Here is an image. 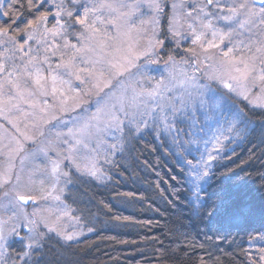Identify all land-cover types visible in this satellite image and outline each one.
<instances>
[{
  "label": "snow or ice",
  "instance_id": "obj_1",
  "mask_svg": "<svg viewBox=\"0 0 264 264\" xmlns=\"http://www.w3.org/2000/svg\"><path fill=\"white\" fill-rule=\"evenodd\" d=\"M5 3L0 119L15 131L0 124V264H57L45 245L55 237L56 245L71 246L85 234L65 224L80 222L62 199L73 183L71 168L102 181L100 159L114 164L136 138L167 141L176 163L195 173L197 202L214 162L219 169L237 146L264 144V0ZM168 42L182 50L179 60ZM162 59V71L152 67ZM193 152L195 164L188 159ZM226 173L229 180L239 175ZM259 179L258 205L228 192L209 206V217L237 227L258 219L264 228V172ZM49 199L58 212L28 211ZM258 252L247 264H264V247Z\"/></svg>",
  "mask_w": 264,
  "mask_h": 264
},
{
  "label": "trees",
  "instance_id": "obj_2",
  "mask_svg": "<svg viewBox=\"0 0 264 264\" xmlns=\"http://www.w3.org/2000/svg\"><path fill=\"white\" fill-rule=\"evenodd\" d=\"M112 159L100 182L71 172L63 200L93 231L71 246L52 239L45 245L47 257L57 264H247L250 242L264 233L259 220L237 227L209 217L207 209L228 192L259 204L264 144L237 146L218 162L224 167L215 163L199 202L174 153L152 135L128 142ZM226 168L239 175L227 179Z\"/></svg>",
  "mask_w": 264,
  "mask_h": 264
},
{
  "label": "rangeland",
  "instance_id": "obj_3",
  "mask_svg": "<svg viewBox=\"0 0 264 264\" xmlns=\"http://www.w3.org/2000/svg\"><path fill=\"white\" fill-rule=\"evenodd\" d=\"M144 12H146V13L148 12V9L146 7L144 8ZM162 22L163 23H166V21H162ZM219 23L221 25H223V21H220ZM168 43H169V45H171L170 48H172L175 52L179 53V55H177V59L179 60L180 59V56L184 55L183 52H182V50L181 49H175L174 44H171V42H168ZM160 55L163 57V59H166L167 58V55H168V49L166 48V49L162 50L161 53H160ZM163 59L161 60V63H160L159 66L153 65L152 67L153 68L159 67V69L162 71L163 68H164ZM161 71H156V72H153L152 74L155 75L157 79H159V77L161 75ZM0 124L4 125V128L7 129L9 132H14L15 131L14 129H12V126L10 124H8V122L6 120L0 119ZM21 127H23V123L22 122H21ZM0 135H5V133H4V131L2 129H0ZM157 141L159 143H161V144H165V145L167 144V141H162V140H157ZM108 143H111V140H109ZM107 146L108 145L106 143L103 147L105 149H107ZM171 151L174 153V150H171ZM3 159H4V157L0 156V161H2ZM188 159L192 160L193 164H195L197 162V160L199 159V153L198 152H193V154L191 156H189ZM16 163H17V168H18L19 167V162L17 161ZM214 164H215V162H214ZM100 165L104 169L108 164L107 165L104 164L103 159L101 158L100 159ZM71 172L74 173V174H76L77 176L78 175L81 176L78 172H76L75 168H71ZM186 175H187V182H188V184L192 188V191H193V199H194L195 198V193H196L195 173H193L190 176L186 172ZM82 177H85V178L94 180L96 182H100V181H97V180H95V179H93L91 177H88V176H82ZM204 184L205 183L203 181L200 182V190H201V188L203 187ZM66 189H65V192H64L63 196L66 193ZM63 196H62V199H63ZM33 208H39L42 215H47V212L44 211V210L45 209H49V208H51L53 211H57V212L59 211V209L57 208V202L52 201L51 199H49L47 201H43V200L39 201L38 204L30 206L28 208V211L31 212ZM0 215H3V211L2 210H0ZM71 215L74 216L73 213H71ZM65 224L67 225L69 231H72L74 227H75L76 230L83 229V231H84L85 234L82 235L78 240H80L82 237H84L85 235H88L90 233V232L87 231L86 228H84V226L80 222L77 224L74 220H70L68 218H65ZM53 239H55V237H53ZM78 240H76V241H78ZM76 241H74V242H76ZM261 247H264V239H261L260 237L253 239L250 242V245H249V256H251L253 259L258 260L259 259V252H258V250Z\"/></svg>",
  "mask_w": 264,
  "mask_h": 264
}]
</instances>
